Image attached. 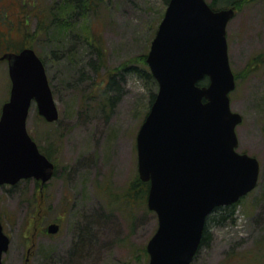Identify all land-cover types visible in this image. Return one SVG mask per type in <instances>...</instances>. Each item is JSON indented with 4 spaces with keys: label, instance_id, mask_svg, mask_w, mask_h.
Segmentation results:
<instances>
[{
    "label": "rangeland",
    "instance_id": "374dc122",
    "mask_svg": "<svg viewBox=\"0 0 264 264\" xmlns=\"http://www.w3.org/2000/svg\"><path fill=\"white\" fill-rule=\"evenodd\" d=\"M33 1L0 0V56L8 42L23 43L25 34L36 29ZM240 4L227 27L230 63L239 74L231 106L244 116L237 127L239 149L259 158L261 178L238 205L234 221L208 227L212 239L193 264H221L240 253L260 256L264 245V0ZM101 7L98 20L106 41V66H92L97 54L91 50L71 59L72 51L63 44L44 48L60 117L44 122L33 102L28 130L40 147L58 139L57 170L46 183L30 178L0 186V215L11 236L2 264H149L144 248L158 227L157 214L143 201L127 207L119 199L111 205L107 192L122 195L139 173L137 135L158 87L132 72H120L119 87L107 94L101 95L96 82L105 85L114 68L149 52L164 0H104ZM26 12H32L31 24L21 27L18 21ZM92 18L76 28L88 26ZM60 31L68 33L64 26ZM70 42L71 47L78 44L75 39ZM259 57L260 63L254 64ZM10 90L8 62L0 60V114ZM108 95H118V100L111 104L105 100ZM55 221L60 230L51 234L48 225ZM86 239L91 246L81 255Z\"/></svg>",
    "mask_w": 264,
    "mask_h": 264
},
{
    "label": "water",
    "instance_id": "95a60500",
    "mask_svg": "<svg viewBox=\"0 0 264 264\" xmlns=\"http://www.w3.org/2000/svg\"><path fill=\"white\" fill-rule=\"evenodd\" d=\"M235 13L207 0H170L152 40L146 60L159 89L137 135L140 177L150 181L148 207L159 222L147 244L149 264H192L207 217L258 185L260 161L237 150L243 115L231 106L237 81L227 27ZM1 59L12 85L0 116V185L31 177L45 183L55 163L27 128L33 102L48 121L60 115L45 63L32 47ZM10 242L0 217V263Z\"/></svg>",
    "mask_w": 264,
    "mask_h": 264
},
{
    "label": "trees",
    "instance_id": "16d2710c",
    "mask_svg": "<svg viewBox=\"0 0 264 264\" xmlns=\"http://www.w3.org/2000/svg\"><path fill=\"white\" fill-rule=\"evenodd\" d=\"M24 0L25 3H27ZM47 1L48 4L43 5V3ZM51 1V0H50ZM170 0H164V8L166 9V6L168 5ZM241 0H212L210 4L214 8H220V7H227V6H235L237 8H240ZM104 0H61V5L58 2H55V0H52V2H49V0H34L33 4L36 5V10L34 11L33 17L35 18L37 22V27L34 29L33 32L28 31L25 34V41L22 43H7L8 49L10 50H19L20 48L24 46H32L36 49L38 54L45 60L46 53H45V46L54 43L57 46H60L63 44V47L66 51H72L70 52L72 56H70L71 59H76L77 55L81 53L83 50H91L92 52L96 53L97 60L93 59V67L96 70H99L102 68V66H106V41L103 38V26L98 20L100 9L102 8ZM24 4V3H23ZM60 6V7H59ZM164 9V12H165ZM164 12L162 13V17L164 15ZM23 15V14H22ZM94 17V18H92ZM161 17V18H162ZM22 18V17H21ZM31 18H32V12H26L24 13L23 20H19L18 22H22L21 27L29 26L31 24ZM75 18H77L75 22ZM87 18H92L93 21L88 24V26L81 25V28L77 27V23H82ZM100 23V26L98 25ZM26 24V25H25ZM95 24V25H94ZM24 25V26H23ZM61 26H64L66 29V32H64V35L60 34V28ZM56 31V32H55ZM79 36L75 37V33ZM25 33V32H24ZM60 36V37H57ZM71 39L77 40L78 44L74 47H71ZM35 40V44H34ZM28 42V44H26ZM68 52V53H69ZM73 54L74 57L73 58ZM69 55V54H68ZM147 58V52L139 55L137 57H133L116 68H114L113 71L108 73L107 79H105V85H103V82L97 81V86H100V92L102 94H107V92L113 88H118L119 83L117 81V76L120 72H122V75L125 74V72H132L137 73L139 75L144 76L145 78H148L152 81V83L158 87V83L156 79L154 78L153 74L151 73L148 63L146 61ZM75 62V60H74ZM72 61V63H74ZM260 63V57L256 58L254 61V64ZM237 79L239 78V74L237 75ZM96 80H94L95 82ZM209 79L208 77L201 80L199 83L201 85L208 84ZM98 91V90H97ZM157 90L154 91L150 98V108L156 98ZM116 99L118 100V95L116 96H107L105 98L106 101H110L111 104H114L116 102ZM149 108V110H150ZM148 110V112H149ZM147 112V113H148ZM147 115V114H146ZM43 121L45 122V118L41 117ZM56 137V136H55ZM48 144L45 146L43 145L41 147V150L51 159L54 160V148L56 147V144L58 145V139L55 138V142H52L51 140L47 141ZM57 170V168H56ZM38 183H41L38 181ZM150 188V182L149 181H143L139 174L133 178L130 183L127 185V188L123 190L122 195L120 194H114L111 192H107V195L109 196V201L111 202V205L117 204L118 200L119 202L125 206H134L136 203L139 202H147V196ZM110 196H114V198H110ZM243 201V200H242ZM239 202L240 204L242 203ZM239 203H235L232 205H226V206H218L214 209V211L208 216L207 222H206V228L203 236L202 246L207 245L211 239L212 236L208 230V227L213 223H223L227 221H234L235 220V213L238 208ZM90 239H86L84 242V246L81 249V255L86 253V249H88L91 244L89 243ZM201 246V248H202ZM144 252L148 256V253L146 251V248H144ZM261 255H252V254H243L240 253L237 257H228L226 261H223L221 264H236V260H238L239 264H243L250 262L251 264H264V245L261 249ZM87 257V255H86ZM81 258V257H80ZM246 259H249L246 261Z\"/></svg>",
    "mask_w": 264,
    "mask_h": 264
}]
</instances>
